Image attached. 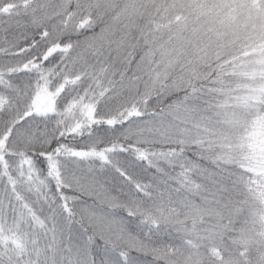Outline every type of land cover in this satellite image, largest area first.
Wrapping results in <instances>:
<instances>
[{
  "label": "snow or ice",
  "instance_id": "1",
  "mask_svg": "<svg viewBox=\"0 0 264 264\" xmlns=\"http://www.w3.org/2000/svg\"><path fill=\"white\" fill-rule=\"evenodd\" d=\"M0 264H264V0H0Z\"/></svg>",
  "mask_w": 264,
  "mask_h": 264
}]
</instances>
